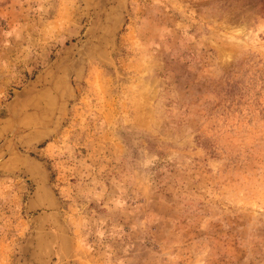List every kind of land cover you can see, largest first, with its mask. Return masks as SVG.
Wrapping results in <instances>:
<instances>
[{
  "label": "rangeland",
  "instance_id": "1",
  "mask_svg": "<svg viewBox=\"0 0 264 264\" xmlns=\"http://www.w3.org/2000/svg\"><path fill=\"white\" fill-rule=\"evenodd\" d=\"M0 264H264V0H0Z\"/></svg>",
  "mask_w": 264,
  "mask_h": 264
}]
</instances>
